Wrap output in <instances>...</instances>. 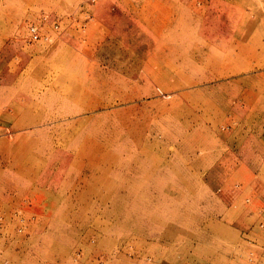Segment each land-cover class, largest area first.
Here are the masks:
<instances>
[{
	"label": "rangeland",
	"instance_id": "obj_1",
	"mask_svg": "<svg viewBox=\"0 0 264 264\" xmlns=\"http://www.w3.org/2000/svg\"><path fill=\"white\" fill-rule=\"evenodd\" d=\"M0 142V264H264V0H0Z\"/></svg>",
	"mask_w": 264,
	"mask_h": 264
},
{
	"label": "bare ground",
	"instance_id": "obj_2",
	"mask_svg": "<svg viewBox=\"0 0 264 264\" xmlns=\"http://www.w3.org/2000/svg\"><path fill=\"white\" fill-rule=\"evenodd\" d=\"M168 91H158V92H156L155 93V95H154V97H158V98H160L161 96H163L164 97V94L165 93H167ZM157 98V99H158ZM156 99V100H157ZM158 102H159V100H158ZM89 110V109H88ZM92 110V109H91ZM95 110H98V108L97 109H94L93 111H95ZM17 112H19V113H22L23 112V109H19L18 108V110H17ZM89 112V111H88ZM44 115V114H43ZM45 116V115H44ZM43 116V117H44ZM46 117V116H45ZM46 119V118H45ZM45 119H37L36 121H33L32 123H30V124H27L28 122H25V123H23V121H21V120H19L20 122H22L23 124L22 125H20V126H22L23 128H29V129H34V131L33 132H30V134L31 135H34V134H37L38 132H40V133H42V132H50V130L52 129V128H54V124H56L55 123V121H52V120H45ZM81 119V118H80ZM87 119V118H86ZM45 120V121H44ZM41 121H43V122H41ZM73 122V120L71 121V122H69V124L70 123H72ZM10 129H15V130H18V129H20V128H17V127H11ZM9 129H7V130H4L3 132H2V134H4V135H6L8 132ZM15 135V134H14ZM9 137H11V136H9ZM19 137H20V134H18L16 137H15V139H19ZM7 139H8V137H2V142H6L7 141ZM1 143V142H0ZM34 148H35V146L34 145H31V147L29 146V147H25V145H20L19 146V149L21 150V151H32V152H34L35 150H34Z\"/></svg>",
	"mask_w": 264,
	"mask_h": 264
},
{
	"label": "built area",
	"instance_id": "obj_3",
	"mask_svg": "<svg viewBox=\"0 0 264 264\" xmlns=\"http://www.w3.org/2000/svg\"><path fill=\"white\" fill-rule=\"evenodd\" d=\"M91 1L95 2L96 0H91ZM29 32L33 39L37 40L41 38V33L38 31V29L35 26H32ZM261 226L264 227V222L261 223ZM251 256H253V254H251ZM250 260H252V257H250Z\"/></svg>",
	"mask_w": 264,
	"mask_h": 264
},
{
	"label": "crops",
	"instance_id": "obj_4",
	"mask_svg": "<svg viewBox=\"0 0 264 264\" xmlns=\"http://www.w3.org/2000/svg\"><path fill=\"white\" fill-rule=\"evenodd\" d=\"M15 102H17V101H15Z\"/></svg>",
	"mask_w": 264,
	"mask_h": 264
}]
</instances>
